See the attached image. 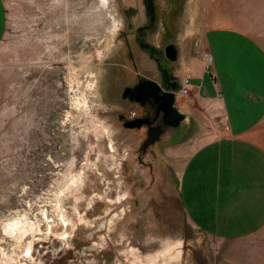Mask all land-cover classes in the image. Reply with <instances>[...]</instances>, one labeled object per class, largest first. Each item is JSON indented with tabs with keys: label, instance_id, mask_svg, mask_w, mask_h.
<instances>
[{
	"label": "rangeland",
	"instance_id": "374dc122",
	"mask_svg": "<svg viewBox=\"0 0 264 264\" xmlns=\"http://www.w3.org/2000/svg\"><path fill=\"white\" fill-rule=\"evenodd\" d=\"M210 29L264 50V0H0V264H264V226L213 236L179 194L189 157L169 154L220 137L219 106L178 96L184 121L143 164L144 130L119 121L141 113L123 89L158 78L164 45L174 74L204 71Z\"/></svg>",
	"mask_w": 264,
	"mask_h": 264
},
{
	"label": "crops",
	"instance_id": "0c3cea01",
	"mask_svg": "<svg viewBox=\"0 0 264 264\" xmlns=\"http://www.w3.org/2000/svg\"><path fill=\"white\" fill-rule=\"evenodd\" d=\"M207 32L214 34L202 45L211 57L210 90L203 92L207 73L194 74L185 60L189 73L176 75L190 79L198 92L194 98L200 92L208 107H220L224 131L199 145L176 148L169 157H184V150L189 157L179 194L190 223L227 236L264 226V50L236 29Z\"/></svg>",
	"mask_w": 264,
	"mask_h": 264
},
{
	"label": "flooded vegetation",
	"instance_id": "af4514ba",
	"mask_svg": "<svg viewBox=\"0 0 264 264\" xmlns=\"http://www.w3.org/2000/svg\"><path fill=\"white\" fill-rule=\"evenodd\" d=\"M151 12H152L151 8H149V13H151ZM154 14H155V12H154ZM154 14L152 15V18H154ZM147 30H151V28L145 27L144 29H141V30L139 29V31L142 33H144ZM169 45H172V44L164 45L162 47V50L155 52L154 61L156 63V67L158 70V78L157 79H150V78H143V77L137 78L131 84L126 85L124 87L122 95H121L123 101L127 102L129 106L134 105L136 107L137 111L139 110V112H141L138 114L130 112V115H132V117H130V116L127 117L125 115H119V121L122 123V125H124V123H126L127 121H131L133 119H147L149 122L148 124H144L142 127L137 128V129L125 128L127 130H144V133H143L144 138H143L141 145H140V149H139L140 156L138 158V161L141 164H143L142 157L144 155H146L147 152L156 145V143H158L159 137L162 134V127H168V128H173V127L166 126L163 123V113L161 110H158L160 103H161V100L156 101L154 98L150 97V98H147L146 100H143L141 102L135 101V93H136V89H137L138 85L140 83H144L148 80L155 82L159 88L158 96H163L164 94H167V93L174 94V96H175V107H176V100H177L178 96H181L180 90L182 88V79L183 78L180 81L179 77L173 73V69L171 67H172V64L176 61V59L174 61H171L166 56V48ZM145 47H143V48H145ZM181 97H183V96H181ZM183 98H185V97H183ZM185 99H188V98H185ZM180 123H182V122H180ZM156 127L160 130L158 137H156L153 140V142L151 144H149L144 149V144H145L146 140L148 139L150 129L156 128ZM123 128H124V126H123ZM151 133H152V131H151ZM148 168L151 169V166L148 165Z\"/></svg>",
	"mask_w": 264,
	"mask_h": 264
},
{
	"label": "water",
	"instance_id": "95a60500",
	"mask_svg": "<svg viewBox=\"0 0 264 264\" xmlns=\"http://www.w3.org/2000/svg\"><path fill=\"white\" fill-rule=\"evenodd\" d=\"M166 56L174 61L176 59V51L173 45H169L166 48ZM159 88L155 82L146 81L144 83H140L136 89L135 93V101L141 102L146 100L147 98H154L156 101H160V106L158 110H161L163 113V123L166 126H170L173 128H177L185 118V115L181 113L175 107V96L174 94L167 93L163 96H158ZM147 119H133L131 121H127L124 123V128L128 129H137L142 127L144 124H148ZM152 131V133H151ZM148 139L144 144V149L153 142V140L158 137L160 130L156 128H152L149 131Z\"/></svg>",
	"mask_w": 264,
	"mask_h": 264
},
{
	"label": "built area",
	"instance_id": "2783aa9c",
	"mask_svg": "<svg viewBox=\"0 0 264 264\" xmlns=\"http://www.w3.org/2000/svg\"><path fill=\"white\" fill-rule=\"evenodd\" d=\"M204 62H205L204 71L206 72V69L209 67V65H211V57L208 54H205ZM180 95L185 98L195 97V95H193L190 79L187 77H184L182 79V88L180 90Z\"/></svg>",
	"mask_w": 264,
	"mask_h": 264
},
{
	"label": "bare ground",
	"instance_id": "6f19581e",
	"mask_svg": "<svg viewBox=\"0 0 264 264\" xmlns=\"http://www.w3.org/2000/svg\"><path fill=\"white\" fill-rule=\"evenodd\" d=\"M71 181L75 182L73 179ZM42 218H43V221H45L46 223L49 224V228H51L52 223L55 222V220L51 219L46 213L42 214ZM61 220L63 221V224H65V225L67 224V221L64 219L63 215H61ZM162 258H164V256ZM165 260H169V259L166 258Z\"/></svg>",
	"mask_w": 264,
	"mask_h": 264
}]
</instances>
